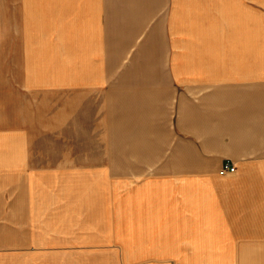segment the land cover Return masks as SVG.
<instances>
[{
    "label": "crops",
    "instance_id": "obj_1",
    "mask_svg": "<svg viewBox=\"0 0 264 264\" xmlns=\"http://www.w3.org/2000/svg\"><path fill=\"white\" fill-rule=\"evenodd\" d=\"M3 3L14 30L18 13L67 28L79 53L72 72H8L11 131L35 93L63 94L105 142L68 171L122 180L121 196L84 201L92 230L80 198L39 203L18 181L27 155H0V264H264V0Z\"/></svg>",
    "mask_w": 264,
    "mask_h": 264
},
{
    "label": "rangeland",
    "instance_id": "obj_2",
    "mask_svg": "<svg viewBox=\"0 0 264 264\" xmlns=\"http://www.w3.org/2000/svg\"><path fill=\"white\" fill-rule=\"evenodd\" d=\"M8 8L3 3L0 10V155L7 160L11 151L17 152L18 160L27 155L31 171L19 173L18 181L28 179L32 196L39 203L45 200L54 209L58 207L59 200L65 201L63 197L71 203L80 198L83 202V228L94 230L92 215L88 217L84 213L89 206L84 201L90 197L102 199L111 195L112 191L114 196H121L122 174H113L110 178L107 173L68 171L75 160L78 165L93 166V159H96L93 158V145L99 154L97 160L104 152L105 142H93V108H61L58 107V97L63 94L53 91L35 93L33 108L18 109V130L11 131L14 110L11 107L8 72H30L29 65L35 64L38 59L47 63L44 72H72L73 68L64 66L69 60H77L79 54L74 34L67 28L50 26L51 23L45 26L28 23L24 13L17 14V30H14L13 14ZM13 55L17 59V69L15 64L13 69L11 63ZM26 116L32 125H25ZM113 159L121 158L115 156ZM62 163L66 164L67 171H60L64 168ZM128 174L130 180H145L152 175L148 172Z\"/></svg>",
    "mask_w": 264,
    "mask_h": 264
},
{
    "label": "built area",
    "instance_id": "obj_3",
    "mask_svg": "<svg viewBox=\"0 0 264 264\" xmlns=\"http://www.w3.org/2000/svg\"><path fill=\"white\" fill-rule=\"evenodd\" d=\"M235 167L231 163L224 164L221 173L222 174H228V173H234Z\"/></svg>",
    "mask_w": 264,
    "mask_h": 264
}]
</instances>
